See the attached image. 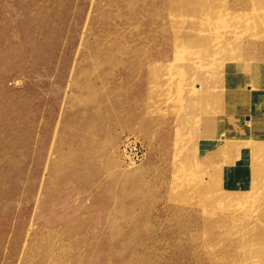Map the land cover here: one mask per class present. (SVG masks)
I'll use <instances>...</instances> for the list:
<instances>
[{
	"label": "rangeland",
	"instance_id": "1",
	"mask_svg": "<svg viewBox=\"0 0 264 264\" xmlns=\"http://www.w3.org/2000/svg\"><path fill=\"white\" fill-rule=\"evenodd\" d=\"M262 23L264 0H0V264H264L239 107L264 115Z\"/></svg>",
	"mask_w": 264,
	"mask_h": 264
},
{
	"label": "bare ground",
	"instance_id": "2",
	"mask_svg": "<svg viewBox=\"0 0 264 264\" xmlns=\"http://www.w3.org/2000/svg\"><path fill=\"white\" fill-rule=\"evenodd\" d=\"M226 19H229V20L235 19V20L232 21V22H226V20H224V23H220L219 24V26H220V34L219 35L220 36H219V39H218V42H217V46L214 49L212 47H210V51L214 53V57L215 58H217V57L223 58V61H224L225 58H228L231 61V66H233L234 69L236 70V68H240V67H243V66H248L247 64H249L250 62H253V61H252V59L247 58L248 56L245 57V59L243 58V56H242V58H240L241 57V53H240V51L238 49L239 44L236 41V40L240 39V36H241L240 32H234V33H231V34H225V30H229L230 26H234L236 23H238V19L234 18V17L233 18H227L226 17ZM239 21H240V19H239ZM256 24H258V23H256ZM261 25L264 26V23H262ZM235 29H237V28H235ZM238 42L240 43V40ZM247 43H248V45L250 43L252 45L254 42H247ZM254 50L255 49H253V51ZM208 51H209V49H207L205 51V53H207ZM253 51H252V53H253ZM246 53L249 54L250 53V49ZM207 54H209V53H207ZM203 98H204V102H203V105L201 107V112L204 109H208V105L206 103H210V102H212L214 100V97L212 98V94L205 95V96H203ZM207 111H209V110H207ZM238 112H240V111H238ZM245 114H247V113H245ZM247 121H251L252 124H254L255 120H253V115H251V116L249 115V119ZM236 123H241V122L238 121ZM192 145L194 147L195 144H192Z\"/></svg>",
	"mask_w": 264,
	"mask_h": 264
},
{
	"label": "crops",
	"instance_id": "3",
	"mask_svg": "<svg viewBox=\"0 0 264 264\" xmlns=\"http://www.w3.org/2000/svg\"><path fill=\"white\" fill-rule=\"evenodd\" d=\"M247 100H251L250 99V96H249V98L247 99ZM246 102L245 101H243L242 103H239L241 106H239V107H242V110L243 111H241L240 112V120L242 121V120H246V119H248L249 118V115L251 116V111L247 108V106L246 105H244ZM245 113H247V114H245ZM256 113H258V112H254L253 111V120H255L257 123H260L262 126L264 125V115L261 113V112H259V113H261V115H259V117L258 116H256ZM256 124V123H255Z\"/></svg>",
	"mask_w": 264,
	"mask_h": 264
}]
</instances>
